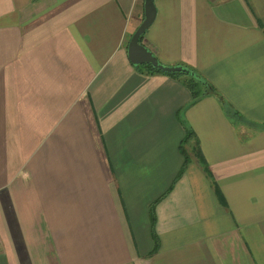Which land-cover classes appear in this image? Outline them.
I'll return each mask as SVG.
<instances>
[{
	"label": "crops",
	"instance_id": "obj_1",
	"mask_svg": "<svg viewBox=\"0 0 264 264\" xmlns=\"http://www.w3.org/2000/svg\"><path fill=\"white\" fill-rule=\"evenodd\" d=\"M154 3L215 93L144 0H0V264H264V0Z\"/></svg>",
	"mask_w": 264,
	"mask_h": 264
},
{
	"label": "water",
	"instance_id": "obj_2",
	"mask_svg": "<svg viewBox=\"0 0 264 264\" xmlns=\"http://www.w3.org/2000/svg\"><path fill=\"white\" fill-rule=\"evenodd\" d=\"M154 1L155 0H144V18L128 41L127 57L130 63L134 66L148 64L151 65L152 68L168 74H192V72L184 65L162 64L153 52L146 47L142 41L140 42V38L145 34L146 30L154 21L156 15Z\"/></svg>",
	"mask_w": 264,
	"mask_h": 264
},
{
	"label": "trees",
	"instance_id": "obj_3",
	"mask_svg": "<svg viewBox=\"0 0 264 264\" xmlns=\"http://www.w3.org/2000/svg\"><path fill=\"white\" fill-rule=\"evenodd\" d=\"M143 36L140 38V42L142 41ZM184 65V64H181ZM185 67H187L192 74L187 75V74H168V73H163L157 69L152 68L151 65L148 64H144V65H139L136 66L137 68H141L142 70H144L147 74H165L168 75L170 77H175V78H181L182 79V83L184 84V86L188 89V91L191 94V99L192 101H196L200 98H202L205 95H209L212 93H215L214 88L206 81L205 78H203L201 76V74H199L196 70H194L193 68H190L187 65H184ZM195 141L196 143V150L198 151V145H197V140L195 137L194 132L191 129L186 130L185 132V136L181 141V145H180V150L183 153L184 156V161H183V165L179 171V173L177 174V176L175 177V179L173 180V182L171 183V185L169 186V188L167 189V192L173 187L174 183L176 182V180L183 174V172L185 171L187 164L189 162V158H188V154L184 148V146L189 143L190 141ZM153 206H150V219L152 222V225L154 223V210L152 208Z\"/></svg>",
	"mask_w": 264,
	"mask_h": 264
},
{
	"label": "rangeland",
	"instance_id": "obj_4",
	"mask_svg": "<svg viewBox=\"0 0 264 264\" xmlns=\"http://www.w3.org/2000/svg\"><path fill=\"white\" fill-rule=\"evenodd\" d=\"M188 156H189V154H188ZM192 159V158H191Z\"/></svg>",
	"mask_w": 264,
	"mask_h": 264
}]
</instances>
